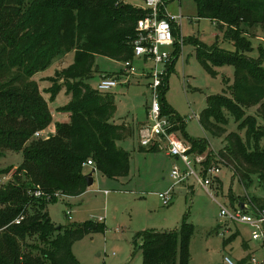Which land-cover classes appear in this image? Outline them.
<instances>
[{
    "label": "trees",
    "instance_id": "trees-1",
    "mask_svg": "<svg viewBox=\"0 0 264 264\" xmlns=\"http://www.w3.org/2000/svg\"><path fill=\"white\" fill-rule=\"evenodd\" d=\"M192 2L196 17L215 23L235 48L233 54L197 48L201 62L209 59L234 69L229 96L207 97L199 124L213 137L224 138L226 146L217 159L233 178L246 183L255 176L264 190V51L257 60L247 56L248 38L255 37L252 31L260 30L264 40V0ZM146 13L119 0H0V157L8 152L22 155L21 166L7 182H0V264H77L72 245L100 229L91 223L57 229L44 209L55 200V193L74 198L86 192L88 174L83 165L88 160L109 179L128 175L130 155L117 142L131 138L133 132L115 124L113 95L91 89L87 81L94 76L98 58L119 63L133 59L139 37L136 24ZM175 47L174 60L180 51ZM69 52L74 54V63L58 75L63 78L60 85L51 81L45 100L33 77ZM62 89L69 102L61 112L68 114L69 122L56 124L48 139H36L35 133L49 129V104ZM166 90L167 85L160 94ZM163 101L161 96L162 114L170 115ZM250 108L255 109L252 115L247 111ZM225 114L244 129L247 147L237 134L227 132ZM187 141L196 154L208 149L206 141ZM11 170L1 171L0 179ZM36 187L51 199L31 197L29 192ZM20 216L24 220L13 224ZM191 232L192 227L183 221L176 231L138 233L142 264H187Z\"/></svg>",
    "mask_w": 264,
    "mask_h": 264
},
{
    "label": "rangeland",
    "instance_id": "rangeland-1",
    "mask_svg": "<svg viewBox=\"0 0 264 264\" xmlns=\"http://www.w3.org/2000/svg\"><path fill=\"white\" fill-rule=\"evenodd\" d=\"M124 3L137 9H145L144 0H124ZM166 11L170 17L175 16L177 31L173 40L181 41L182 45L178 57L166 73L167 90L163 95L160 94L171 113H164L161 118H169L177 124L174 134L180 140L206 141L208 150L201 154H196L190 144L183 142L190 147L192 153L204 157L205 161L210 158L212 164L215 162L214 157L225 148V140L223 137H213L203 130L198 118L206 107L207 97L221 94L229 96L228 89L234 84V69L226 63L215 65L209 59L201 62L197 56V48L226 54H233L235 48L225 40L224 32L215 23L196 17L192 0H171L166 4ZM252 32L255 37L248 38L251 50L247 56L257 60L264 51V40L260 30ZM175 48H160V52L165 51L173 59ZM73 63L74 54L65 53L60 62L34 76L45 100L50 96L46 91L51 87V81L60 85L63 81L60 74ZM132 66L136 70L135 76H129V82L120 78V89L115 88L110 92L116 105L114 122L117 124L126 120L135 126H151L153 122L148 118L151 92L148 85L152 80L147 74L141 75V70H150L153 64L134 58ZM261 66L264 68V61ZM96 67L98 71L87 81L93 90L105 74L123 70L122 64L106 58H98ZM66 101V92L60 91L52 105L50 103L52 121L49 129L41 132L44 136H51L55 124L67 122L61 113ZM247 111L253 114L255 109ZM225 116L227 132L237 134L247 147L244 129L240 130L231 116ZM180 125L182 129L178 131ZM249 143L253 147V141ZM119 146L130 155L129 173L126 177L109 179L95 171L92 174L93 183L83 195L74 198L59 196L45 206L44 210L55 227L65 229L85 223L100 227L96 232L86 233L72 245L71 254L77 264H142V255L138 250L141 240L136 235L143 231H176L183 221L192 227L187 264H221L225 255L236 262L247 257L260 263L264 260V241L252 240V228L220 216V206L233 211L240 208V203L246 204L251 208L246 211L243 209L244 214L251 217L255 208L264 206V190L258 185L255 176H251L246 183H241L232 177L227 167L220 164L219 181L214 182L207 193L193 178L183 183H174L170 176L173 167L183 170L184 165L180 159L167 156L166 150L140 151L137 136L121 141ZM21 164L20 153L8 152L0 157V172L13 169L11 176ZM91 170L85 168L87 174ZM2 181L8 180L0 179ZM171 187V203L163 206L158 194H164ZM105 191L107 195L104 194ZM243 244L247 246L245 250Z\"/></svg>",
    "mask_w": 264,
    "mask_h": 264
},
{
    "label": "built area",
    "instance_id": "built-area-1",
    "mask_svg": "<svg viewBox=\"0 0 264 264\" xmlns=\"http://www.w3.org/2000/svg\"><path fill=\"white\" fill-rule=\"evenodd\" d=\"M123 1V0H119ZM146 15L137 21L136 30L139 32L138 39L134 42L133 59H143L144 62H151L153 68L150 70H141V75H148L152 82L148 85V90L151 92V102L148 107V118L153 125L142 124L137 130V137L139 146L142 149L156 148L158 151L166 150V154L174 159H180L184 165L183 170L176 166L173 167L170 176L175 184L183 183L190 178H193L196 184L204 189L207 193L209 187L217 181L220 173V163L218 159L216 164H205L204 157L197 156L190 152V147L180 140L175 134V122L169 118L162 119L160 92L165 85V78L167 69L170 67L175 58L165 51L160 52V48L173 47L177 45L180 47L182 42H175L173 40V29L176 28L174 24L175 16L169 15L166 11L165 0H144ZM163 15L164 18H160ZM180 17V16H179ZM181 18V17H180ZM179 55V53H178ZM132 60L123 63V74L119 77L103 76L96 87V91L100 93H110L113 89L119 87L120 78L127 79L129 76H135L136 70L132 66ZM161 67V68H160ZM34 137L48 139L50 136H44L41 132L34 134ZM87 168L94 169V163L88 160L84 165ZM10 175L5 180H8ZM105 195L108 193L105 191ZM33 198L51 199L50 195L45 194L39 187L34 188L29 192ZM63 197L59 193L54 194V198ZM163 206H168L172 200V187L164 194H158ZM221 207L220 216L232 222L249 225L252 228L251 238L254 241L264 239V208L257 209L253 217L244 214L247 209L251 207L243 204L242 208L237 207L233 211H228L225 207ZM24 220V216H20L13 224L18 225ZM264 258V257H263ZM254 258L245 264H263ZM221 264H238L230 256H223Z\"/></svg>",
    "mask_w": 264,
    "mask_h": 264
},
{
    "label": "crops",
    "instance_id": "crops-1",
    "mask_svg": "<svg viewBox=\"0 0 264 264\" xmlns=\"http://www.w3.org/2000/svg\"><path fill=\"white\" fill-rule=\"evenodd\" d=\"M123 2H124V0H123ZM73 53V52H72ZM62 60V58L61 59H57V60H55V63H58V62H60ZM115 62V61H114ZM54 62H53V64H55ZM116 63H118V64H122V66H123V63H119V62H116ZM145 63V62H144ZM173 64V63H172ZM97 68V67H96ZM122 69H123V67H122ZM97 71H98V68H97ZM124 72H123V70H120L119 71V73H107V74H105V75H111V76H115V77H119V76H121L122 74H123ZM33 80H34V77H33ZM127 82H129V81H127ZM119 87H121V86H119ZM61 91H64L65 92V89H62ZM42 92V91H41ZM44 95V94H43ZM66 96H67V94H66ZM68 102H69V97L67 96V101L65 102V104H64V106H66L67 104H68ZM50 105V104H49ZM51 105H52V102H51ZM64 106H62V107H64ZM50 107V106H49ZM50 109V108H49ZM50 112H51V110H50ZM116 112V111H115ZM63 115H64V117H65V120L67 121V122H63V123H68L69 122V116H68V114H66V113H63V112H61ZM51 117H52V115H51ZM62 123V124H63ZM116 124V123H115ZM118 125H120V124H124L125 125V127H127V128H129V129H131L132 130V132H133V134H132V137L133 136H137V130H138V128L140 127V125H142V124H137L136 126L133 124V123H129L128 121H124V120H121L119 123H117ZM55 126H56V124L54 125V128L51 130V136H53L54 135V133H55ZM179 131V130H178ZM131 137V138H132ZM138 138V137H137ZM183 141H185V140H183ZM186 143H188L189 144V142L188 141H185ZM120 143V142H119ZM119 143L117 144V146L119 147V148H121L120 146H119ZM140 147V146H139ZM123 149V148H122ZM140 149H142V148H140ZM208 150V149H207ZM140 151H142V150H140ZM214 155H216V154H214ZM214 159H215V161L217 160V157H214ZM176 160V159H175ZM212 163H214V164H216L215 162H212ZM221 167V166H220ZM232 174V173H231ZM233 177V176H232ZM219 180L217 179V181L216 182H218ZM237 207V206H236ZM256 210H257V208H255L254 209V213L256 212ZM247 248V246L245 245V244H243V249L245 250ZM251 257H247V258H245V259H242V260H245L246 262L247 261H249V259H250ZM239 262V261H238Z\"/></svg>",
    "mask_w": 264,
    "mask_h": 264
},
{
    "label": "water",
    "instance_id": "water-1",
    "mask_svg": "<svg viewBox=\"0 0 264 264\" xmlns=\"http://www.w3.org/2000/svg\"><path fill=\"white\" fill-rule=\"evenodd\" d=\"M97 71V68H95V72ZM120 87H117L116 90H119ZM95 172V169H92L91 172L86 176V184L87 187L91 186L93 183V179H92V174ZM240 207L242 208V204L240 205ZM57 229H59V227H57Z\"/></svg>",
    "mask_w": 264,
    "mask_h": 264
}]
</instances>
